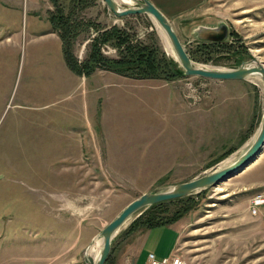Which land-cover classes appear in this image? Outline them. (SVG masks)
I'll return each mask as SVG.
<instances>
[{"label": "rangeland", "instance_id": "374dc122", "mask_svg": "<svg viewBox=\"0 0 264 264\" xmlns=\"http://www.w3.org/2000/svg\"><path fill=\"white\" fill-rule=\"evenodd\" d=\"M115 1L119 8L137 5ZM149 1L167 17L194 65L264 64V0ZM60 5L67 11L71 0ZM53 9L51 0H0V264H93L89 248L98 247L101 229L127 203L234 162L251 144L264 111L259 75H185L150 15L117 17L102 0H80L73 10L77 22L100 25H77L78 60L87 58L99 31L114 26L171 75L103 69L76 75L48 21ZM219 24L227 29L225 41H199L200 26ZM101 51L120 56L109 42ZM172 64L180 75L171 72ZM159 203L163 221L176 218L165 225L177 228L172 253L185 264H264L260 156L216 186ZM155 204L117 230L110 259L138 247L136 236Z\"/></svg>", "mask_w": 264, "mask_h": 264}, {"label": "water", "instance_id": "95a60500", "mask_svg": "<svg viewBox=\"0 0 264 264\" xmlns=\"http://www.w3.org/2000/svg\"><path fill=\"white\" fill-rule=\"evenodd\" d=\"M102 1L117 17L133 14L150 15L161 27L175 54V59L183 68L185 75L201 76L219 80H241L252 74H257L264 85V64L256 59L244 61L240 64V66L234 69H212L194 65L167 17L151 1L132 0L137 5L128 8H119L115 0ZM226 37L227 29L224 24H219L216 27L200 26L197 29V38L203 41H222ZM263 146L264 111L251 144L234 162L208 174L177 183L167 190L142 193L127 203L121 211L101 229L100 236L102 237V245L93 264H104L106 262L115 233L133 214L152 204L183 197L193 192H198L211 186H216L217 184L242 172L251 162L255 160Z\"/></svg>", "mask_w": 264, "mask_h": 264}, {"label": "trees", "instance_id": "16d2710c", "mask_svg": "<svg viewBox=\"0 0 264 264\" xmlns=\"http://www.w3.org/2000/svg\"><path fill=\"white\" fill-rule=\"evenodd\" d=\"M54 5V9L50 11L48 16V21L52 27L57 31L58 36L61 41V51L63 55L64 62L66 66L76 75L79 76H89L96 69L110 70L119 74H127L129 76H138V77H166L171 74H167V70L158 71L156 65L152 61L154 58L152 52L148 49L149 54L144 52L145 46L141 43L132 46L128 44V35L124 33L121 28L112 27L110 29H102L98 32V36L94 37L91 42L90 52L86 59L79 61L78 58L73 53L74 40L77 37V25L84 24L96 29H100L99 23L87 20L79 21L76 18H73V13L76 5L80 0H71V7L69 10L65 11L60 5V0H51ZM87 4V3H86ZM85 4L82 5V9ZM222 41H202L211 44L222 43ZM106 42L114 44L119 49V58L111 59L107 58L101 51V46ZM125 44V47L121 46ZM139 49H142L139 51ZM169 63V62H168ZM173 70V71H172ZM171 72L178 75L181 72L178 70L175 64H172ZM161 204H155V208L152 210L150 215H147V218L142 222L145 228H150L159 225H165L171 223L176 218H169V221H163V217L160 215V210L157 209V206ZM157 209V210H156ZM159 211V212H158ZM175 216V212L173 214ZM176 215H179V212L176 211ZM108 256L106 262L110 259Z\"/></svg>", "mask_w": 264, "mask_h": 264}, {"label": "crops", "instance_id": "0c3cea01", "mask_svg": "<svg viewBox=\"0 0 264 264\" xmlns=\"http://www.w3.org/2000/svg\"><path fill=\"white\" fill-rule=\"evenodd\" d=\"M258 156H260V159H263L264 161V151L261 155ZM176 235L177 228L172 224L145 228L141 231V233L136 236L138 247L134 248L135 250H129L130 247H132V245H130L129 248L126 250L125 256H123L122 258L113 257L110 259V262L108 264H147L148 253H153L157 258L168 256L173 252L175 248Z\"/></svg>", "mask_w": 264, "mask_h": 264}, {"label": "built area", "instance_id": "2783aa9c", "mask_svg": "<svg viewBox=\"0 0 264 264\" xmlns=\"http://www.w3.org/2000/svg\"><path fill=\"white\" fill-rule=\"evenodd\" d=\"M147 264H185V262L175 253L157 258L153 253L147 255Z\"/></svg>", "mask_w": 264, "mask_h": 264}, {"label": "bare ground", "instance_id": "6f19581e", "mask_svg": "<svg viewBox=\"0 0 264 264\" xmlns=\"http://www.w3.org/2000/svg\"><path fill=\"white\" fill-rule=\"evenodd\" d=\"M160 27V26H159ZM160 32H161V34H162V36L164 37V39H165V35H164V33H163V31H162V29H161V27H160ZM166 40V39H165ZM168 41H166V43H167ZM167 46H168V48H169V51L170 52H172L173 54H174V52L172 51V49H171V46H170V44H169V42L167 43ZM175 55V54H174ZM175 57V56H174ZM251 76V75H250ZM253 138H254V136H253ZM253 140V139H252ZM220 169V168H219ZM101 242H102V237L100 236L99 237V239H98V241H97V244H96V246H98V247H95L94 248V246H91L90 248H89V252H92L93 253V256H94V260H96V258H97V256H98V248H99V246L101 245ZM101 247V246H100Z\"/></svg>", "mask_w": 264, "mask_h": 264}]
</instances>
